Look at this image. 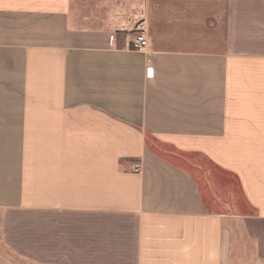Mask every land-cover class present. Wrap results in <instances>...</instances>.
<instances>
[{
  "label": "crops",
  "instance_id": "crops-1",
  "mask_svg": "<svg viewBox=\"0 0 264 264\" xmlns=\"http://www.w3.org/2000/svg\"><path fill=\"white\" fill-rule=\"evenodd\" d=\"M0 264H264V0H0Z\"/></svg>",
  "mask_w": 264,
  "mask_h": 264
},
{
  "label": "built area",
  "instance_id": "built-area-1",
  "mask_svg": "<svg viewBox=\"0 0 264 264\" xmlns=\"http://www.w3.org/2000/svg\"><path fill=\"white\" fill-rule=\"evenodd\" d=\"M148 46L147 36L143 26L138 25L133 36L126 41V47L130 50L145 52ZM145 74L147 77H152L154 74L152 60L150 54L147 55Z\"/></svg>",
  "mask_w": 264,
  "mask_h": 264
},
{
  "label": "rangeland",
  "instance_id": "rangeland-1",
  "mask_svg": "<svg viewBox=\"0 0 264 264\" xmlns=\"http://www.w3.org/2000/svg\"><path fill=\"white\" fill-rule=\"evenodd\" d=\"M201 163V162H200ZM203 164V163H202Z\"/></svg>",
  "mask_w": 264,
  "mask_h": 264
}]
</instances>
